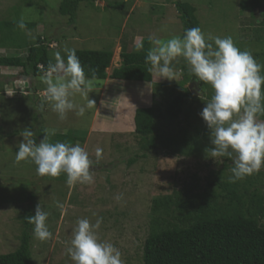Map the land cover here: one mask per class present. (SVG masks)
I'll list each match as a JSON object with an SVG mask.
<instances>
[{
  "label": "rangeland",
  "instance_id": "obj_1",
  "mask_svg": "<svg viewBox=\"0 0 264 264\" xmlns=\"http://www.w3.org/2000/svg\"><path fill=\"white\" fill-rule=\"evenodd\" d=\"M62 1L0 0V58L26 57L28 47L42 37L51 40L50 57L54 62L58 51L66 60L65 48L113 50L112 65L107 70L110 75L120 65L124 47L133 50L144 39L151 41L149 37L167 40L185 33L176 7L180 0H85L74 22L61 14ZM181 1L197 8L200 28L206 35L230 36L240 50L250 51L264 65V0L253 11L242 10V0ZM109 4L120 7H107ZM21 17L35 26L21 30L16 25H3L17 23ZM172 66L178 73L177 81L155 76L152 83L110 78L103 97L105 80L95 79L89 99L96 105L87 109L83 117L69 112L61 121L45 99L44 75L34 78L32 74L25 75L21 67L0 65V254L20 247L26 217L34 216L41 204L49 214L46 223L52 238L40 241L33 234L32 255L37 264H74L67 252L73 229L80 219L94 224L98 217H103L97 230L100 241L119 249L123 264H143L144 244L150 233L181 217L175 191L190 181L206 186L207 177L214 179L221 173L225 161L224 157L216 158L218 162L211 157V130L199 115L210 100L207 93L214 91L210 84L200 87L197 82V93L185 105L178 122L169 123L165 118L168 102L177 94H172L173 89L191 73L183 57L173 61ZM192 81L196 80L190 79L186 87ZM36 90L38 98L34 96ZM72 99L77 105L86 104L79 94ZM41 103L45 106L43 113L39 111ZM150 106L158 108L157 129L164 143L159 142L148 157H139L130 165L131 158L144 153L135 132V112ZM23 127L34 133L43 127L49 138L66 134L69 141L63 142L73 146L79 143L93 162L94 183L69 187L66 174L40 176L34 163H18L16 151L24 138L23 133H16ZM186 135L189 141L182 146L168 140ZM33 137L34 134L30 138ZM97 148L103 150L99 159ZM230 163L233 165V160ZM231 169L224 170V179L232 176ZM239 182L242 189H257L264 194V167ZM117 196L123 199L118 201ZM168 199L169 208L165 204L156 207V201ZM57 202L63 204L62 209Z\"/></svg>",
  "mask_w": 264,
  "mask_h": 264
},
{
  "label": "clouds",
  "instance_id": "obj_2",
  "mask_svg": "<svg viewBox=\"0 0 264 264\" xmlns=\"http://www.w3.org/2000/svg\"><path fill=\"white\" fill-rule=\"evenodd\" d=\"M17 26L21 30L26 28L23 17ZM149 39L153 45L145 57V62L150 65L149 73L159 79L177 81L178 73L172 65L178 57H183L196 80L210 84L214 90V95L199 115L211 130V143L214 145L210 149L211 157L216 161L218 157L233 158L230 181L235 183L259 172L264 167V121L258 119L264 115V75L261 74L264 65L259 64L250 51L240 50L230 36L206 35L199 27L186 29L183 37ZM142 48V44H137V51ZM63 51L66 60L59 51L56 52L55 62H49L42 77L47 85L45 99L61 121L67 119L69 112L83 117L87 109L96 105L89 99L96 70L91 69L92 76L87 77L76 50L65 48ZM76 94L86 101L85 105L74 103L72 97ZM198 96L204 100L201 92ZM44 110L41 103L39 111L43 113ZM22 136L24 139L19 143L15 156L18 163H34L40 176L66 174L69 187L77 183H94L93 162L79 143L74 146L59 141L50 143L49 134H46L37 144L30 138L33 132L29 129H25ZM102 151L101 148L96 149L97 159ZM116 199L120 201L123 197L117 196ZM57 207L62 209L63 204L57 202ZM48 215L38 204L35 215L27 217L28 222L34 225L35 238L40 241L52 238L46 223ZM102 223L103 217H98L94 224L86 218L77 222L72 232L71 247L67 249L74 264H123L119 249L112 243L100 241L97 230Z\"/></svg>",
  "mask_w": 264,
  "mask_h": 264
},
{
  "label": "trees",
  "instance_id": "obj_3",
  "mask_svg": "<svg viewBox=\"0 0 264 264\" xmlns=\"http://www.w3.org/2000/svg\"><path fill=\"white\" fill-rule=\"evenodd\" d=\"M85 0H63L60 5L61 14L75 21L78 9ZM263 0H242V10H255L262 6ZM107 7L118 9L120 5L109 4ZM184 28H200L197 17V8L181 0L176 4ZM26 27H34L35 23H25ZM11 26L17 23H3ZM3 40V39H2ZM50 42L48 38L39 37L35 43L28 47L26 57L4 56L0 58V65L21 67L25 75L32 74L34 78L43 76L49 62L54 61L50 57ZM143 48L139 51H121V65L115 68L111 75L107 70L111 67L113 50H82L76 49V54L87 77L92 76L91 69H95V79L125 80L135 82L152 83L154 74L149 73V64L145 62L151 41L144 39ZM264 75V70H262ZM190 76L192 78H190ZM196 80L194 74H187L185 80L175 87V94L168 102L164 116L169 123L180 120L185 110V105L190 101L193 93L186 84ZM207 84L200 81V87ZM37 90L34 96L38 98ZM214 91L207 93L210 100ZM160 114L155 106L140 107L135 112V132L139 137L141 155H136L129 160L133 164L139 157H148L162 140V132H158L157 124ZM258 118L264 120V115ZM31 129V128H30ZM19 130V131H18ZM16 134L23 133L25 128L18 129ZM14 132L12 134L16 135ZM45 129L34 133V140L38 144L45 138ZM11 136V135H10ZM41 136L42 138H37ZM177 146H182L189 141L185 137L168 138ZM68 142L65 134H56L49 138L50 143ZM168 141V142H169ZM211 140L209 141L210 144ZM71 144V142H70ZM73 145V143L71 144ZM214 145H209V149ZM235 156V153L233 154ZM223 171L213 179L207 177V185L202 187L197 181H190L179 190L177 195L181 217L179 221L169 222L166 226L154 229L144 244L143 264H264V194L249 188L242 189V184L224 179L223 172L232 168L230 161L233 158L224 157ZM229 162V163H228ZM198 176H193L196 179ZM171 200L165 202L156 201V207L165 204L169 208ZM32 216V215H30ZM29 217V216H27ZM26 230L23 233L20 247L12 253L0 254V264H37L32 255V238L34 225L27 220Z\"/></svg>",
  "mask_w": 264,
  "mask_h": 264
},
{
  "label": "water",
  "instance_id": "obj_4",
  "mask_svg": "<svg viewBox=\"0 0 264 264\" xmlns=\"http://www.w3.org/2000/svg\"><path fill=\"white\" fill-rule=\"evenodd\" d=\"M198 80H196V81H193L190 85H189V88L191 89V91L193 92V93H197L196 92V90H195V87H198Z\"/></svg>",
  "mask_w": 264,
  "mask_h": 264
},
{
  "label": "crops",
  "instance_id": "obj_5",
  "mask_svg": "<svg viewBox=\"0 0 264 264\" xmlns=\"http://www.w3.org/2000/svg\"><path fill=\"white\" fill-rule=\"evenodd\" d=\"M120 57H121V56H120ZM120 61H122L121 58H120ZM120 65H121V63H120ZM120 65H119V66H120ZM119 66H118V67H119ZM115 68H117V67H115ZM113 70H114V69H113ZM112 72H113V71H112ZM111 74H112V73H111ZM111 74H110V75H111ZM109 79H110V78H107V79L104 81V82H105L104 85H102V93H101L102 96H101V97H103V96H104L103 93L106 92L105 84H107V82H108Z\"/></svg>",
  "mask_w": 264,
  "mask_h": 264
}]
</instances>
